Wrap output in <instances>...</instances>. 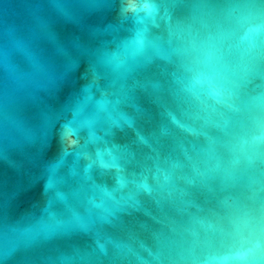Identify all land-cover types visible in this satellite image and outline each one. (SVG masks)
<instances>
[{"label": "water", "instance_id": "obj_1", "mask_svg": "<svg viewBox=\"0 0 264 264\" xmlns=\"http://www.w3.org/2000/svg\"><path fill=\"white\" fill-rule=\"evenodd\" d=\"M235 253L264 264V0H0V264Z\"/></svg>", "mask_w": 264, "mask_h": 264}, {"label": "clouds", "instance_id": "obj_2", "mask_svg": "<svg viewBox=\"0 0 264 264\" xmlns=\"http://www.w3.org/2000/svg\"><path fill=\"white\" fill-rule=\"evenodd\" d=\"M253 40L255 37L253 36ZM208 89L209 93L218 99H225L227 96L226 83H208L204 80H194L191 89L196 92L201 89ZM207 264H248L243 253H235L232 255H213L208 258Z\"/></svg>", "mask_w": 264, "mask_h": 264}]
</instances>
